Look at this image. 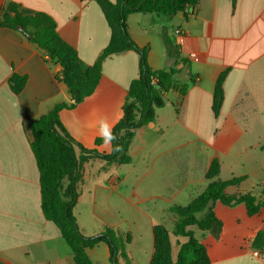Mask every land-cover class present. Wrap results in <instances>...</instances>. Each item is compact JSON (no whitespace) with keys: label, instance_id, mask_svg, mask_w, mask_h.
<instances>
[{"label":"crops","instance_id":"crops-1","mask_svg":"<svg viewBox=\"0 0 264 264\" xmlns=\"http://www.w3.org/2000/svg\"><path fill=\"white\" fill-rule=\"evenodd\" d=\"M11 3L52 17L60 38L76 50L84 69L99 60L117 31L95 0H0V14ZM126 24L131 39L148 49L153 71L168 69L162 40L165 30L182 57L191 60L193 82L184 96L176 89L166 93V106L156 111L155 120L137 129L130 150L132 163L128 164L134 172L129 173L128 181L124 175L92 182L86 166L73 214L80 231H91L88 236L102 233L105 227L133 228L134 241L129 248L133 264H150L154 239L149 233L158 224H148L146 230L134 217V204L142 202L134 195L147 186L144 179L155 183L153 180L179 176L204 190L208 186L206 170L211 160L218 158V180L243 179L227 189L229 194L249 193L258 199L255 193L263 192L264 0H199L194 13L179 12L172 17L132 14ZM61 70L60 64L22 33L0 27V264H76L60 229L43 214L40 173L31 149V125L57 104L72 102L68 87L59 79ZM14 75L26 78L18 92ZM139 75L137 53L123 51L107 57L92 95L76 108L60 111L68 133L88 149L109 153L103 144L96 145L98 121L107 118L114 128L123 115L129 87ZM221 77L223 101L215 108ZM165 141L172 143L159 154L154 148ZM184 148L191 150L185 156ZM140 152L147 155L142 169L137 170L134 155ZM170 162L173 167L162 166ZM125 194L132 196L126 199ZM82 203L87 207V223L79 209ZM218 203L214 211L223 223L222 231L218 237L204 232L203 244L211 264H264V249L254 248L257 236L264 232V208L249 216L244 204L229 207L224 209L231 213L226 221L220 215L223 208L217 210ZM117 204L126 209V216L118 212ZM175 238V244L171 239L174 258L178 242L186 241ZM86 252L93 264H111L105 243Z\"/></svg>","mask_w":264,"mask_h":264},{"label":"trees","instance_id":"trees-1","mask_svg":"<svg viewBox=\"0 0 264 264\" xmlns=\"http://www.w3.org/2000/svg\"><path fill=\"white\" fill-rule=\"evenodd\" d=\"M104 9L107 21L117 31L99 60L90 68L84 69L74 48L64 42L57 30V24L45 13L33 12L11 3L6 11L0 14V27H8L19 32L22 26L32 34L31 43L43 50L52 60L62 67L59 79L68 87L72 102L60 103L47 115L42 116L31 125L33 141L31 149L40 173L42 211L48 221H52L61 231L70 245L76 264H93L86 250L99 243H105L110 250L111 264H119V257L127 260L124 251L125 243L112 229L102 233L85 236L81 233L73 210L78 203V186L82 180L80 159L77 150L88 158H97L107 164L128 165L132 163L130 154L136 131L153 122L156 111L166 106L165 94L176 89L184 96L189 83L193 82L192 63L181 55L180 48L164 30L162 40L167 50L168 69L153 71L148 63V49L140 48L130 37L126 20L132 14L157 13L172 17L179 12L194 13L199 0H95ZM123 51H133L140 56V75L128 90L123 105V115L114 126L113 132L118 139L113 141L122 146L123 151L109 154L97 149H88L75 140L60 120L59 113L63 109H74L85 98L95 91L102 75L103 61ZM222 77L217 82L214 95V107L223 101L221 93ZM15 91L18 92L26 83L25 77L14 75ZM103 144L101 138L96 145ZM220 161L215 158L207 172L210 183L204 192L186 207H174L172 212L179 220L173 231L177 238H185L184 243L178 242L177 257L173 256L171 233L162 224L154 227V252L150 264H211L207 247L190 229L196 227L203 232H211L218 237L223 223L217 217L214 207L220 202L227 207L244 204L249 216L258 214L264 208V189L262 198L257 199L249 193L227 194L226 188L239 185L243 179L228 182L218 180ZM68 178L69 187L66 194L62 191V181ZM203 214L199 218L198 215ZM127 243L130 238L127 237ZM254 248L264 249V232L259 233ZM129 263V261L127 260Z\"/></svg>","mask_w":264,"mask_h":264},{"label":"rangeland","instance_id":"rangeland-1","mask_svg":"<svg viewBox=\"0 0 264 264\" xmlns=\"http://www.w3.org/2000/svg\"><path fill=\"white\" fill-rule=\"evenodd\" d=\"M204 119H206V116H204ZM171 143L172 142H167V141L161 142L154 149H157L159 154H161L165 149H168V147L171 145ZM186 149L187 148H184V150H183L184 156L187 153H190V151H191V150L187 151ZM193 149H196V148H193ZM145 153H147V152H140L139 154L134 155L137 170H141L143 165H144L143 158L147 155V154L145 155ZM77 155L80 159V170H81V174H82L81 182L83 181V178H84V171H86V166H88V168H89L88 171H89V176H90L91 181L92 182L95 181L96 183H99L100 179L105 180V179H108L111 177L124 176V175L127 177V178H125V180L128 181L129 173L134 172L133 169L130 167V165H118V164L112 165V164H110V165L105 166L104 162H102L100 160L97 161L96 158H88L86 160H83L84 156L80 153L79 150H77ZM214 159L211 160L209 167L212 164ZM166 165H170L172 167L174 166V164L172 162L166 163L162 166H166ZM209 167L207 168L206 173H205V178H206L208 184L210 183V180L207 178V172L209 170ZM195 169L199 170V168H195ZM200 169H201V165H200ZM158 170L161 171V168H158ZM183 170H184V172H186V170H188L185 167V163L183 165ZM110 181H111V179L108 180V185H111ZM140 181L142 182V180H140ZM153 181H155V183L152 182V179H147V178L144 179L143 184H146L147 186L143 185L140 188L139 193H136L134 195L136 200L142 199V202H140V204H136V203L134 204V213H135L134 217H135L136 221H141L143 223L146 230L148 228V224H150V225H152V224L164 225V227L171 233V239H172L173 243L175 244L176 238L174 236H172L173 235L172 233L175 230V226L177 224V221L179 220V217L174 212H172V208L188 206L194 199L199 197L204 192V190L206 188L204 190H202L203 188H199L197 185L195 186V182L193 183L188 178L181 180L179 178V176H171L169 178V180L157 179V180H153ZM68 187H69V180H68V178H64L62 181V191L64 194L67 193ZM229 187H232V186H229ZM229 187H227L225 190L227 194H229L227 192V189ZM78 190H79V196H80V187L79 186H78ZM123 190L126 191V187H124ZM258 193L259 192L257 191L255 194L257 195L258 199H260V197L262 196V193L261 194H258ZM237 194H239V193H237ZM259 195H260V197H259ZM113 196H115V195H113ZM131 196H132V194H128V195L125 194L126 199L127 198L130 199ZM117 205H115V206H117ZM218 207H217L218 211L220 208H223L220 210V213H221L220 215H222L224 217V219L226 218V221H227V218L228 219L230 218L231 213H229V211H226L224 209H228L229 207L222 205L220 203H218ZM79 209H81V211L83 213V217L85 218V221L87 223L89 221L87 207L85 206V204L82 203L80 205ZM118 212L120 214H124L125 216L127 214L126 209H123V207L120 205H118ZM198 217L199 218L203 217V214H199ZM126 225L127 224L124 223L125 227H127ZM154 227L152 228V233H149V236L151 238H152V234H153V239H154ZM107 228L115 231L117 233V235L119 236V238L125 243L124 251L127 255V260L129 261V263L127 262L126 259H124L123 257L120 256L119 257V264H133V261L130 257V254H129L130 245L134 241L133 228H128L127 230H118V229H115L112 227H105L104 230ZM135 228L137 230L138 229L143 230V229H141L142 226H135ZM83 229H84L83 231L81 230L82 234L88 236V234H86V233H91L90 230H87L86 228H83ZM124 229H126V228H124ZM193 230L196 231L197 238L202 243H204L206 241V238L204 237V235L206 233L199 231L196 227H193ZM127 237L130 238L129 243H127V240H126ZM153 252H154V243H153Z\"/></svg>","mask_w":264,"mask_h":264},{"label":"clouds","instance_id":"clouds-1","mask_svg":"<svg viewBox=\"0 0 264 264\" xmlns=\"http://www.w3.org/2000/svg\"><path fill=\"white\" fill-rule=\"evenodd\" d=\"M98 135L103 141V145L105 148H108L109 154H114L118 152H122L123 148L121 145L116 144L114 147L113 141H116L118 139L117 135L113 132V125L109 123L107 118L102 117L98 121Z\"/></svg>","mask_w":264,"mask_h":264},{"label":"water","instance_id":"water-1","mask_svg":"<svg viewBox=\"0 0 264 264\" xmlns=\"http://www.w3.org/2000/svg\"><path fill=\"white\" fill-rule=\"evenodd\" d=\"M19 32L22 33L27 39L31 40L32 39V34L26 31L22 26L18 27Z\"/></svg>","mask_w":264,"mask_h":264}]
</instances>
